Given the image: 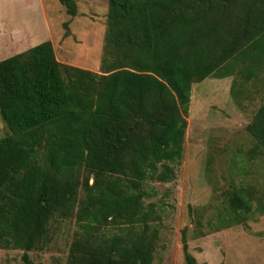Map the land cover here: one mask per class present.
Returning <instances> with one entry per match:
<instances>
[{
	"label": "trees",
	"instance_id": "obj_1",
	"mask_svg": "<svg viewBox=\"0 0 264 264\" xmlns=\"http://www.w3.org/2000/svg\"><path fill=\"white\" fill-rule=\"evenodd\" d=\"M60 2L76 15L75 0ZM246 62L247 78L264 66V0H109L100 74L63 65L51 40L0 60V248L33 264L29 251L55 212L73 213L86 170L95 179L78 221L127 231L79 243L70 264H152L144 184L175 177L193 84ZM247 130L264 148V102ZM228 208L222 226L241 224L251 198L238 190ZM183 250L197 264L185 230Z\"/></svg>",
	"mask_w": 264,
	"mask_h": 264
},
{
	"label": "rangeland",
	"instance_id": "obj_2",
	"mask_svg": "<svg viewBox=\"0 0 264 264\" xmlns=\"http://www.w3.org/2000/svg\"><path fill=\"white\" fill-rule=\"evenodd\" d=\"M42 1L58 60L102 73L109 0H75L76 15L60 0ZM2 23H16L31 35L45 29L37 0H0ZM13 53L0 51V60ZM249 65L240 63L232 76H209L193 84L183 158L172 163L175 177L144 184L151 194L144 204L155 213L147 228L152 264H186L184 230L197 264H264V148L247 130L264 102V66L247 78L242 71ZM7 131L0 117V138ZM87 179L93 184L95 174L82 170L73 213L55 212L46 235L29 251L33 264H70L79 243L86 246L94 238L95 246L102 236L111 239L127 231L113 221L94 228L78 221ZM238 190L251 198V211L243 223L224 227L229 197ZM137 230L142 232V226ZM23 256L22 249L0 248V264H27Z\"/></svg>",
	"mask_w": 264,
	"mask_h": 264
},
{
	"label": "crops",
	"instance_id": "obj_3",
	"mask_svg": "<svg viewBox=\"0 0 264 264\" xmlns=\"http://www.w3.org/2000/svg\"><path fill=\"white\" fill-rule=\"evenodd\" d=\"M37 2L40 8V12L43 14V19L45 22L44 33L40 35H36V33H33L31 35L28 33L29 31L18 29V25H16V23H2L0 24V51L6 50L8 52L14 50V53L12 54L14 55L45 40H51L54 45L52 34L49 32L43 1L37 0ZM24 29H26V27H24Z\"/></svg>",
	"mask_w": 264,
	"mask_h": 264
}]
</instances>
